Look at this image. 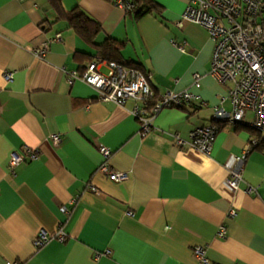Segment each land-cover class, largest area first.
<instances>
[{"label":"crops","instance_id":"1","mask_svg":"<svg viewBox=\"0 0 264 264\" xmlns=\"http://www.w3.org/2000/svg\"><path fill=\"white\" fill-rule=\"evenodd\" d=\"M152 1L157 8L136 17L104 0H0V264H199L196 248L208 264H264V139L247 112L245 124L218 125L209 156L176 146L175 134L186 139L213 122L227 87L209 75L207 32L177 25L188 0ZM73 10L99 25L91 43L69 27ZM96 59L149 73L156 99L189 91L206 106L165 109L143 134L137 102H103L93 87L69 83L70 73ZM224 108L231 109L228 99ZM100 146L111 152L107 161ZM246 153L231 191L228 171ZM104 163L127 179L101 175ZM40 232L52 238L36 248Z\"/></svg>","mask_w":264,"mask_h":264},{"label":"built area","instance_id":"2","mask_svg":"<svg viewBox=\"0 0 264 264\" xmlns=\"http://www.w3.org/2000/svg\"><path fill=\"white\" fill-rule=\"evenodd\" d=\"M116 4L129 11L133 9L132 4L124 3L122 0H117ZM185 22L194 23L207 32L213 43L209 75L217 83L227 87V94L213 109V122L193 129L186 139L175 134L173 139L176 146L179 149L187 148L209 156L218 133V125L245 124L244 117L247 112L252 114V121L247 124L264 139V0H188L177 25L181 26ZM59 39L60 36L57 37V40ZM46 49L45 44L42 48L36 49L35 54L43 56ZM104 64L109 70L106 75L99 72V67ZM5 77L10 80L12 75L6 73ZM74 80H80L93 87L100 101L118 106L124 105L128 100L137 102L139 105L134 108L133 115L140 123L143 134L152 131L153 120L165 109L183 108L196 102L202 107L206 106L199 101L195 93L189 91L180 93L166 91L156 99L150 88L149 73L126 65L105 62L102 59H96L86 65L79 75L75 72L70 73L69 83H73ZM193 87L200 88L199 75L194 76ZM226 99L230 102V111L224 108ZM51 139L55 145L60 143L58 135L52 136ZM257 145L258 141L253 140L248 152ZM98 150L104 161H107L111 152L104 146H100ZM26 152L30 159L38 156L36 151ZM247 153L237 157L234 166L228 171L226 186L231 191L237 189L242 179ZM17 161V157L13 156L11 165ZM99 173L113 182H120L128 177L126 173L110 172L105 163L100 167ZM92 190L95 191L94 188ZM62 212L68 213L66 208H62ZM225 234V227H220L217 237L224 239ZM51 238L47 233L40 232L34 239V246L41 248ZM55 238L59 242L65 240V234L61 229ZM194 256L199 264H208L202 248H196Z\"/></svg>","mask_w":264,"mask_h":264},{"label":"trees","instance_id":"3","mask_svg":"<svg viewBox=\"0 0 264 264\" xmlns=\"http://www.w3.org/2000/svg\"><path fill=\"white\" fill-rule=\"evenodd\" d=\"M116 4L117 0H104ZM124 3L132 4L133 9L136 11V17H140L144 14L152 13L157 7L152 0H122ZM69 27L80 37L88 42H92L96 34L99 33V25L87 17L83 12L79 10H73L66 16ZM113 58H109L111 60ZM104 60V59H103ZM114 63L123 64L117 61ZM134 69L142 71L140 68L132 66ZM264 145V140L260 142V147Z\"/></svg>","mask_w":264,"mask_h":264}]
</instances>
